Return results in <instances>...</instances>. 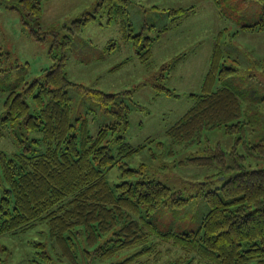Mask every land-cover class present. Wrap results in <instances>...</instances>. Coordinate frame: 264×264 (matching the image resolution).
<instances>
[{"label":"trees","instance_id":"trees-1","mask_svg":"<svg viewBox=\"0 0 264 264\" xmlns=\"http://www.w3.org/2000/svg\"><path fill=\"white\" fill-rule=\"evenodd\" d=\"M43 1L1 0L22 15L37 41L53 36L49 55L54 63L42 78L25 82L21 92L11 91L3 102L0 140L11 139L14 151L8 154L0 149V236L30 229L38 221L45 223L48 243L37 246L49 264H135L153 250L152 237L185 253L170 264H264V169L249 170L244 165L247 158L264 161V115L248 117L243 92L229 81L240 69L224 64L223 32L213 48L201 93L191 95L193 106L166 131L169 153L201 143L207 132L225 129L238 136L236 143H243L244 154L218 147L186 159L189 165L217 171L213 176H224L225 182L203 194L209 211L198 231L163 232L151 217L162 209L178 211L193 198L155 179L125 180L113 186L109 172L121 162L118 167L124 177L137 173L125 158L145 147L124 141L131 108L118 100L119 94L90 90L114 119L91 135L88 118L71 119L69 89L75 84L66 73L72 37L101 17L102 11L108 24L116 22L124 38L134 42L141 60L151 58L153 39L146 36L143 45L142 34H133V25L127 20L131 0H98L94 9L65 26L69 34L64 36L57 29H42ZM212 1L221 14H226L227 7L237 11L231 0ZM192 11L186 16L185 11L177 13L185 18ZM259 16L252 23L240 24L231 37L240 31L264 32V9ZM154 87L158 94H173L165 86ZM253 95L264 102V94ZM258 126H262L261 140L247 142ZM112 143L118 144L117 157ZM229 155L234 157V165L227 163ZM133 250L124 260L112 262Z\"/></svg>","mask_w":264,"mask_h":264},{"label":"rangeland","instance_id":"rangeland-1","mask_svg":"<svg viewBox=\"0 0 264 264\" xmlns=\"http://www.w3.org/2000/svg\"><path fill=\"white\" fill-rule=\"evenodd\" d=\"M97 2L45 0L42 29H57L61 36L67 35L65 26L83 12L94 9ZM231 4L237 11L227 7L226 14H221L212 0H131L127 20L133 25V34H142L140 43L143 45L146 36L153 39L151 58L146 61L140 59L134 42L124 38L116 22L108 24L104 11L96 21L88 23L80 35L72 37L66 67L67 77L75 84L69 89L72 121L76 122L78 117L88 118L89 133L96 135L100 127L113 123L114 119L93 99L90 90L119 94L118 100L131 108L124 141L134 147L145 146L125 158L137 173L124 177L119 162L108 174L111 184L155 179L182 192L184 197L193 198L178 211L162 209L151 217L163 232L198 231L209 211L203 194L220 188L225 182L224 176H213L217 171L189 165L186 159L206 155L207 150L218 147L227 153L235 148L239 154H244L243 143H236L238 136L227 134L225 129L207 132L201 143L188 148L177 147L174 155L169 153L171 147L166 131L193 106L191 95L201 93L210 68V54L220 32L224 35V64L240 69L229 81L243 92L246 115H264V102L253 95L255 92L264 94V32L242 30L231 37L240 24L252 23L260 17L264 3L231 0ZM191 8L193 11L188 17L177 13L182 10L186 16ZM52 42L51 34L46 40L37 41L22 15L0 0V117L3 102L11 91L21 92L25 82L42 78L44 70L53 65L49 55ZM156 84L167 87L173 94H158ZM27 101L32 103L30 98ZM261 125L264 124L261 122ZM261 129L262 126H258L246 141L259 142ZM111 147L117 157L118 144L112 143ZM0 149L12 154L11 139L0 140ZM227 163L235 164L232 155L228 156ZM244 165L249 170L264 169V161L254 158H247ZM47 233L46 224L38 221L30 229L1 235L0 264H49L43 261L39 255L43 249L37 246L48 243ZM152 241L155 245L151 253L135 264H170L185 254L169 242L155 237ZM135 251L125 252L112 262L122 261Z\"/></svg>","mask_w":264,"mask_h":264},{"label":"crops","instance_id":"crops-1","mask_svg":"<svg viewBox=\"0 0 264 264\" xmlns=\"http://www.w3.org/2000/svg\"><path fill=\"white\" fill-rule=\"evenodd\" d=\"M210 57H211V54H210Z\"/></svg>","mask_w":264,"mask_h":264}]
</instances>
